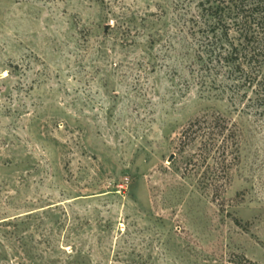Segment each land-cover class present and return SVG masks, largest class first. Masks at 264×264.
I'll use <instances>...</instances> for the list:
<instances>
[{
  "label": "rangeland",
  "instance_id": "rangeland-1",
  "mask_svg": "<svg viewBox=\"0 0 264 264\" xmlns=\"http://www.w3.org/2000/svg\"><path fill=\"white\" fill-rule=\"evenodd\" d=\"M103 1L0 0V264H264V69L206 72L200 0Z\"/></svg>",
  "mask_w": 264,
  "mask_h": 264
},
{
  "label": "trees",
  "instance_id": "trees-1",
  "mask_svg": "<svg viewBox=\"0 0 264 264\" xmlns=\"http://www.w3.org/2000/svg\"><path fill=\"white\" fill-rule=\"evenodd\" d=\"M198 8L199 14L192 18L190 31L198 42L199 59L206 72L261 74L264 69V0H200ZM256 100L264 105V92L258 90ZM233 127L221 115H211L197 119L186 132L190 144L200 143L205 162L212 158V153H219L216 164L222 178L227 173L230 140L238 154V134ZM234 159L238 160V156Z\"/></svg>",
  "mask_w": 264,
  "mask_h": 264
}]
</instances>
